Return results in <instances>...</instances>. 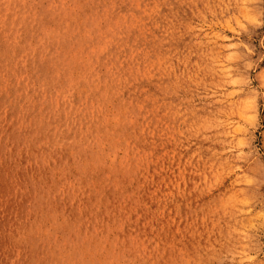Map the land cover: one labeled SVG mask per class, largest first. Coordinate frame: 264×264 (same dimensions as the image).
Wrapping results in <instances>:
<instances>
[{
    "label": "rangeland",
    "instance_id": "rangeland-1",
    "mask_svg": "<svg viewBox=\"0 0 264 264\" xmlns=\"http://www.w3.org/2000/svg\"><path fill=\"white\" fill-rule=\"evenodd\" d=\"M0 264H264V0H0Z\"/></svg>",
    "mask_w": 264,
    "mask_h": 264
},
{
    "label": "bare ground",
    "instance_id": "bare-ground-1",
    "mask_svg": "<svg viewBox=\"0 0 264 264\" xmlns=\"http://www.w3.org/2000/svg\"><path fill=\"white\" fill-rule=\"evenodd\" d=\"M238 76H239V75H238ZM244 77H245V76L243 75V76H242L243 81L245 80ZM237 78H238V77H237ZM89 90H90V89H89ZM249 105H250V104H249ZM101 148H102V147H101ZM113 150H114V149H113ZM254 216H255V215H254ZM256 216H257V215H256ZM254 218H255V217H254ZM253 220H254V219H253Z\"/></svg>",
    "mask_w": 264,
    "mask_h": 264
}]
</instances>
